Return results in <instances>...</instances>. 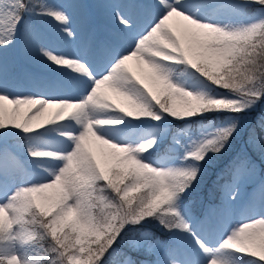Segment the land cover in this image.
Segmentation results:
<instances>
[{
	"label": "snow or ice",
	"instance_id": "6c2138e0",
	"mask_svg": "<svg viewBox=\"0 0 264 264\" xmlns=\"http://www.w3.org/2000/svg\"><path fill=\"white\" fill-rule=\"evenodd\" d=\"M0 264H264V0H0Z\"/></svg>",
	"mask_w": 264,
	"mask_h": 264
},
{
	"label": "rangeland",
	"instance_id": "374dc122",
	"mask_svg": "<svg viewBox=\"0 0 264 264\" xmlns=\"http://www.w3.org/2000/svg\"><path fill=\"white\" fill-rule=\"evenodd\" d=\"M62 2H72V0H62ZM89 2H90V3H97V2H102V0H89ZM76 23H79V18L77 19ZM74 26H75V24H74ZM45 27H47V26H45ZM48 35H49V38L52 40V42H53V44H54L55 46H56V45L58 44V42H59V43H61V44H64V43H65L66 45L71 44V45H69V48H72V50H73V49H76V48L78 47V44H79L78 41H77L76 43H70V42H68V41H66V40L58 39V38L56 37L55 33H52V32H49ZM67 42H68V44H67ZM72 44H73V45H72ZM17 56H18V53H17V52H9V55H8L9 62L11 63L12 60H13L14 58H16ZM30 64H32V65H34V66H36V67H38V68H39V67H44V68H45L44 65L39 64V63H30Z\"/></svg>",
	"mask_w": 264,
	"mask_h": 264
},
{
	"label": "bare ground",
	"instance_id": "6f19581e",
	"mask_svg": "<svg viewBox=\"0 0 264 264\" xmlns=\"http://www.w3.org/2000/svg\"><path fill=\"white\" fill-rule=\"evenodd\" d=\"M67 44H68V42H67ZM69 45H71V44H69ZM73 45V44H72Z\"/></svg>",
	"mask_w": 264,
	"mask_h": 264
}]
</instances>
